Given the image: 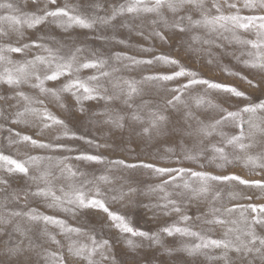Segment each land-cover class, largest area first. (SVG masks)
I'll list each match as a JSON object with an SVG mask.
<instances>
[{
  "label": "snow or ice",
  "instance_id": "snow-or-ice-1",
  "mask_svg": "<svg viewBox=\"0 0 264 264\" xmlns=\"http://www.w3.org/2000/svg\"><path fill=\"white\" fill-rule=\"evenodd\" d=\"M32 4V11L20 12L13 3L0 2V9L8 10L7 14L0 15V89L7 90L0 94V101L4 105L14 98L17 103L24 102L22 110H16L10 117L4 116V105H0V116L10 118L13 124L30 125L38 129L28 134L9 128L8 144H24L32 149L73 151L61 142L63 137L82 141L89 148L79 149L74 156L32 155L25 152L23 158L0 150V172L3 173L0 175V192L6 193L3 202H0V225H11L21 235L26 233L19 223L13 224L16 217H27L36 224L57 226L64 243L56 234L48 232L47 228L41 232L52 245L57 246L56 250L43 249L44 264H120L113 254L117 237L123 236L124 243L136 249L138 245L133 238L160 244L161 233L169 237L179 234L197 238L199 243L184 246L189 255L213 248L221 250V254L210 256L209 260L222 264H256L257 261L264 264V99L253 100L247 90L257 89L264 95V0H125V3L113 6L111 13L106 16L81 11L79 3L72 4L69 0H63V3L58 0H32ZM91 7L100 8L102 5L95 3ZM242 9L248 10V14H244ZM125 14L152 17L149 22L154 26L153 35L161 41L167 42L173 34L186 37L182 39L181 46L189 52L210 51V47L206 49L205 46L224 47L223 44H217V39L241 48L247 47L246 54L241 51L235 57L244 66L243 70H236L214 58L207 61L208 65H215L219 71L239 83L206 77L171 53L138 58L117 52L113 57L116 61L129 62L123 65L124 68L143 66L148 70L154 69L156 65L170 66L169 71H147L139 80L122 77L115 75L120 69L112 67L108 70V59L95 52L81 59L84 49L79 45H73L61 54L65 47L63 44L57 47L45 42L44 36L25 35V29H36L47 23L56 24L65 30L74 26L91 29L97 23L108 25ZM241 31L253 33L254 38H242L239 34ZM47 39L55 40L54 37ZM118 42L126 43L125 40ZM142 50L146 53L153 51L152 48ZM14 54L22 59L14 60ZM84 70L94 71L82 77L81 72ZM105 81L109 86H105ZM145 84L164 93L154 105L148 101L133 103L135 97L143 96L142 85ZM169 84L174 86L168 87ZM24 86L38 90L42 97L50 98V102L65 115H57L47 106L45 99L26 92ZM197 87L203 88L204 94L192 96V105H189L184 99L185 94ZM209 93L219 95L223 103H214L208 98ZM232 100L240 101L234 109L230 106ZM93 101L105 103V123L118 129L139 126L140 132L148 137L167 129L174 115L180 113V119L186 124L185 134L200 138L199 144L202 145L204 139L214 134L221 137V141L210 143L206 148L195 151L182 149L183 159L199 164L200 158L210 149L212 155L209 161L220 171L162 166L139 159L133 162L125 158L108 159L103 152L90 151L91 148L112 146L78 136L67 121L74 118L75 112L87 115L86 102ZM116 101L126 108L108 107ZM193 106L197 110L210 108L215 114L201 119L193 111ZM226 125L232 127L231 133L223 130ZM54 128L61 130L59 135L52 140L40 138L46 130ZM229 147L233 151L229 152ZM168 151L173 152V149ZM72 160L79 163L73 164L70 162ZM237 164L247 168L250 176L259 178H245L236 172L227 171ZM80 165L92 171H85ZM100 165L105 167L97 175L96 166ZM110 168L129 172L146 171L162 178L159 183L146 186L143 194L162 192L163 196L152 207L163 211L165 216L175 213L178 220L162 226L159 232L150 233L136 227L130 217L113 209L111 203L136 194L138 188L129 186L127 191L123 190V186L119 189L107 188L113 183ZM200 168L203 169V165ZM33 170L36 174H33ZM16 177L31 181L35 190L24 188L7 192L11 180ZM58 181H64L58 188L60 194L56 190ZM169 185L173 191H168ZM225 188L228 189L230 206L222 204L217 207L215 202L222 201ZM21 195L25 203L29 196L43 198L48 208L71 213L77 219V225L69 224L58 215L40 212L35 207H29L27 211L10 210L9 197L17 201ZM204 201L208 202L206 210ZM193 205L199 213L195 219L206 225L208 232L223 230L219 238L192 230L189 225L193 216L188 214V208ZM78 213L85 218L83 221L77 217ZM105 229L117 231L107 238L104 235L98 238L97 232L103 233ZM26 247L40 246L31 240L28 245L20 241L5 247L4 251L9 257H20ZM19 264H28V261H20Z\"/></svg>",
  "mask_w": 264,
  "mask_h": 264
},
{
  "label": "rangeland",
  "instance_id": "rangeland-1",
  "mask_svg": "<svg viewBox=\"0 0 264 264\" xmlns=\"http://www.w3.org/2000/svg\"><path fill=\"white\" fill-rule=\"evenodd\" d=\"M3 3H13V5L20 10V12H29L33 10L32 0H0ZM58 2L63 3V0H58ZM69 3L81 5V11L88 14H96L99 16H106L111 13L112 7L125 3V0H69ZM100 3L102 7L93 8L92 4ZM244 14H248V10H243ZM7 9H0V15L7 14ZM152 17L140 16L133 17L130 14H125L124 16L117 17L108 25L97 23L91 29H82L74 26L65 30L56 24L47 23L43 26H37L36 29H25L26 36H44L45 42H50L54 46H60L63 44L65 47L62 49V53L66 52L68 48L73 45L81 46L84 51L81 53V59L85 56H90L95 52L98 56L108 59L109 67L120 69L115 75L122 77L135 78L139 80L142 74H146L147 71H169L170 66L168 65H156L154 69L145 70L143 66H132L130 68H124V64L129 62L126 60L116 61L113 57L114 54L126 53L127 55L136 56L138 58H145L151 55H158L160 53H171L173 56H178L181 62L194 70L200 71L206 77H213L219 80H224L227 82H236L234 78L228 77L226 74L219 71L215 65H208L207 61L209 59H216L223 64H227L236 70H243L244 66L236 60V56L240 55L241 51L245 54L248 50L247 47L241 48V46L234 43H228L217 39V44H223L224 47H217L216 45L205 46L208 50H193L186 51L185 47L181 46L182 39L178 35H170L167 42L161 41L158 37L153 35V25L150 24V19ZM7 30V24L4 25ZM242 38H254L253 33H239ZM227 35V33L225 34ZM48 37H54V41H48ZM215 38V37H214ZM119 40H125L126 43L120 44ZM199 47V46H195ZM152 48L151 53H146L142 49ZM36 50H33V52ZM14 60L22 59L19 55H13ZM246 58V55L245 57ZM94 70H84L81 72V76H87L93 73ZM63 82V81H61ZM49 86H54L49 84ZM105 86H109L107 81H105ZM174 84H169L168 87H172ZM145 89L142 97H135L133 103L140 104L142 101H148L150 105H154L160 100V97L164 95L162 91L155 89L151 85H142ZM24 90L29 92L31 95L38 96L41 99H45L47 106L55 112L57 115L62 117L65 115L61 112L54 103L50 102V98H45L40 96L38 90L30 89L28 86H24ZM249 94L252 96L253 100L257 98L264 99V95L257 89H247ZM6 89H0V94H3ZM197 94H204L203 88H193L188 93L185 94L184 99L192 105L191 97ZM146 95V96H145ZM208 98L214 103H223L222 98L216 93H209ZM71 103V99L68 101ZM23 101L17 103V100L10 99L7 101V105H4L3 101H0V105H4V116H9L16 110H22ZM240 101L232 100L230 102L231 108H235L236 104ZM224 106L228 107V104ZM108 107L116 109H124L125 105L116 101ZM86 108L88 109L87 115L84 113L75 112L74 118L67 121L69 127L77 133L78 136H85L87 139H95L97 143L104 144L107 143L111 145L110 148L89 149L92 152H103L108 159L125 158L129 162L136 160H144L155 162L162 166L171 167H191L194 170H208V171H220L215 169L214 165L210 163L209 157L212 155L211 150L208 149L205 155L199 160V164L185 161L182 155V149H192L193 151L198 148H206L210 143H217L221 141V137L218 135H213L210 138L204 139L203 144L198 143L197 137H189L185 134L184 129L186 128L185 122L180 119V113H176L170 122L167 129L163 130L160 134L153 133L151 137H148L140 132V127H125L122 129L114 128L111 124L105 123L106 117L103 115L105 103L103 101H93L86 102ZM145 114L147 109L144 110ZM193 111L205 119V117H210L214 115V110L210 108H204L197 110L193 106ZM4 116H0V150H4L6 154H12L14 157L23 158V154L28 152L29 154L36 155H53L62 156L69 155L74 156L77 154L81 148H89L88 145L84 144L82 141H74L69 138H63V143H66L69 148L73 151L69 152L67 149L52 150H42V149H32L30 146L24 144L9 145L8 137L10 135L8 129L12 128L15 131H20L22 133L32 134L36 132L37 127L30 125H16L11 123V119H5ZM31 119V118H30ZM192 123V121H189ZM207 122V121H206ZM35 123V122H34ZM225 132L231 133L233 131L230 125H226L223 129ZM59 128H54L52 130H46L45 134L40 137L45 140H52L55 136L60 134ZM15 138L14 133L12 134ZM173 149V152H169L168 149ZM229 152L233 151L230 147L227 149ZM73 164H78L79 162L72 160ZM203 165V169L200 168ZM85 171L91 172L92 169L85 168L84 165H80ZM98 175L102 171L105 165L96 166ZM230 172H236L245 178L257 179L258 176H250L249 170L244 168L242 165H235L227 169ZM109 173L113 178V183L107 188L119 189L123 186V190L127 191L129 186L137 187L138 192L132 194L130 197L123 201H117L111 203L113 209L119 210L122 214L127 215L131 218L134 225L143 231H148L150 233L159 232V229L166 224H170L178 220V216L175 213H171L167 216L164 215L163 211L152 207L159 201V198L163 196L162 192H156L151 195H144L146 191V186L159 183L162 178L156 177L146 171H135L129 172L123 169L110 168ZM3 173L0 172V175ZM33 174L35 170H33ZM58 175V172L56 173ZM164 177L163 179H166ZM179 182V181H178ZM64 181H58L57 184V194H60L58 188L60 184ZM28 188L31 191L35 190V185L31 181L24 178L16 177L10 182V187L7 192H12L14 189H24ZM107 188L105 189L107 191ZM168 191H173L172 186L169 185ZM228 189H224V195L222 201L215 202V206L220 207L222 204L225 206H230V201L227 196ZM6 195L5 192H0V202H3V198ZM175 198V196H173ZM209 199H211L209 197ZM131 200V202H129ZM162 202V201H161ZM207 201L203 202L206 205ZM9 209H16L27 211L29 207L38 208L40 212L49 215H58L61 218L67 220L69 224L77 225V219L72 216L71 213H61L55 209H50L47 207L46 202L43 198H35L32 196L28 197L27 203H25L24 196L21 195L20 199L17 201H12L9 197L8 201ZM188 214L193 216V221L190 223V227L193 231H200L202 234L210 235L212 238H219L222 229H216L215 231L208 232L207 226L201 224L200 221L195 219L198 215L196 207L190 206L188 208ZM77 217L83 221L84 217H80L79 213ZM19 223L25 230V235H21L19 232L14 231L11 225H0V247L12 246L20 241L24 242V245H28L29 240L34 244L39 245L37 248H25V251L21 254L22 261H28V264H44L45 253L44 248L49 250H56L55 245H52L48 241L46 236L41 235V232L47 228V231L57 235L58 239H62L61 234H59V229L55 225H44L43 223H33L27 219V217H16L13 220V224ZM115 229H105L103 233L97 232L99 238L100 235H104L107 238L109 235L116 234ZM161 243L155 244L150 240L143 238H133L138 245L136 249L129 248L124 243V237H117L118 242L114 244L113 254L117 256L120 264H222V262L209 260L210 256H219L221 250L218 249H204L202 252L196 255H189L185 250L184 246L194 245L199 243V240L195 237L181 236L175 234L172 237L161 233ZM62 239V243H64ZM167 249H170L167 250ZM62 250V249H61ZM39 253V255H37ZM256 264H259L257 261Z\"/></svg>",
  "mask_w": 264,
  "mask_h": 264
},
{
  "label": "clouds",
  "instance_id": "clouds-1",
  "mask_svg": "<svg viewBox=\"0 0 264 264\" xmlns=\"http://www.w3.org/2000/svg\"><path fill=\"white\" fill-rule=\"evenodd\" d=\"M4 247H0V264H19L21 257H9L5 251Z\"/></svg>",
  "mask_w": 264,
  "mask_h": 264
},
{
  "label": "bare ground",
  "instance_id": "bare-ground-1",
  "mask_svg": "<svg viewBox=\"0 0 264 264\" xmlns=\"http://www.w3.org/2000/svg\"><path fill=\"white\" fill-rule=\"evenodd\" d=\"M145 90V89H144ZM145 93V92H144ZM146 96V95H145ZM125 109V108H124Z\"/></svg>",
  "mask_w": 264,
  "mask_h": 264
}]
</instances>
